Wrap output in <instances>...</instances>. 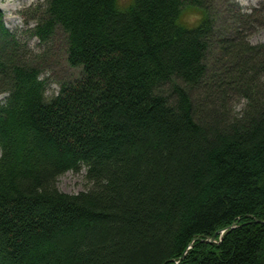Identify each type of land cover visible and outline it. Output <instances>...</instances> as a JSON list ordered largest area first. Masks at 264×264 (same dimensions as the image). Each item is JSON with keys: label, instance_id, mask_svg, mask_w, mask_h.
Wrapping results in <instances>:
<instances>
[{"label": "trees", "instance_id": "16d2710c", "mask_svg": "<svg viewBox=\"0 0 264 264\" xmlns=\"http://www.w3.org/2000/svg\"><path fill=\"white\" fill-rule=\"evenodd\" d=\"M33 19L76 76L48 97L46 55L0 9V264H264V41L217 33L207 0H44Z\"/></svg>", "mask_w": 264, "mask_h": 264}, {"label": "rangeland", "instance_id": "374dc122", "mask_svg": "<svg viewBox=\"0 0 264 264\" xmlns=\"http://www.w3.org/2000/svg\"><path fill=\"white\" fill-rule=\"evenodd\" d=\"M119 1L122 5H127L131 0ZM43 2L44 0H0V9L4 15L5 26L16 34L18 39L25 42L34 53L46 55L41 77L47 82L46 95L51 97L58 93L62 81L76 75L64 61L65 36L59 29L55 30L50 42L46 45L30 36V29L36 25L33 19L34 12ZM207 4L209 12L214 17L217 33L229 37L235 34L238 28L243 30L251 45L263 43L264 27L259 24L264 22V0H207ZM235 16L244 17V20L235 22L233 19ZM194 18L192 13L186 15L188 21H193ZM2 98L3 96H0V100ZM57 186L59 190L68 194H76L84 190L86 188L85 169L82 168L78 172H66L58 178Z\"/></svg>", "mask_w": 264, "mask_h": 264}, {"label": "water", "instance_id": "95a60500", "mask_svg": "<svg viewBox=\"0 0 264 264\" xmlns=\"http://www.w3.org/2000/svg\"><path fill=\"white\" fill-rule=\"evenodd\" d=\"M201 241L204 242V243H215V238L214 237H211V238H208V239H202ZM175 264H178V263H175Z\"/></svg>", "mask_w": 264, "mask_h": 264}]
</instances>
